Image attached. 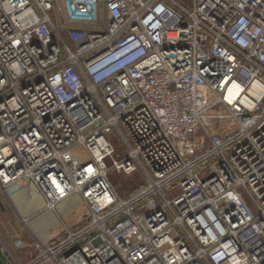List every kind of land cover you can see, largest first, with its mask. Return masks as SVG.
<instances>
[{"label":"built area","instance_id":"2783aa9c","mask_svg":"<svg viewBox=\"0 0 264 264\" xmlns=\"http://www.w3.org/2000/svg\"><path fill=\"white\" fill-rule=\"evenodd\" d=\"M24 187L88 215L13 264H264V0H0V189Z\"/></svg>","mask_w":264,"mask_h":264},{"label":"crops","instance_id":"0c3cea01","mask_svg":"<svg viewBox=\"0 0 264 264\" xmlns=\"http://www.w3.org/2000/svg\"><path fill=\"white\" fill-rule=\"evenodd\" d=\"M0 191L4 194L8 205L13 210L16 220L15 228L19 230V232L16 230L17 233H8L11 246L8 245L7 247H5L0 244L1 250L10 258L7 264L14 263V261L10 257L9 251L13 253L15 258L20 263H27L30 260L29 256H31V251L27 249H15L12 241L16 237H22L28 242L33 241L34 237H36L46 244H51L63 238L66 229L75 230L83 227L85 219L88 215V209L82 198L78 195L71 196L70 198L62 202L58 207V212L55 213L51 210H45L43 201L40 199L39 195L29 187H24L12 191L10 195L11 197L6 195L1 189ZM71 203L77 206L78 209L77 211H75L76 213L69 210V206ZM43 220L53 225V232H42L40 233V235L38 234V232L42 230V226L44 224ZM66 220L68 221V223H66ZM17 252L19 253V256H17Z\"/></svg>","mask_w":264,"mask_h":264},{"label":"rangeland","instance_id":"374dc122","mask_svg":"<svg viewBox=\"0 0 264 264\" xmlns=\"http://www.w3.org/2000/svg\"><path fill=\"white\" fill-rule=\"evenodd\" d=\"M51 16L53 17L52 13H51ZM101 18H102L101 23L96 24L91 27H87V28L90 30H97V31L104 30L106 27V24H105L106 22H105L104 17H101ZM112 139H116V137L113 136ZM127 155H128V151L126 149V146L116 141L115 159L121 160L127 157ZM67 161L73 162V163H76V162L86 163L89 161V158H88V154L85 152L83 148L77 147L70 152V154L67 157ZM109 179L113 187L118 192V194L125 198L130 197L138 190L143 189L147 184V180L144 177V172L140 166H137L136 172L132 173L131 175H127L125 173H119L115 170H111L109 174ZM243 197L244 199H246L245 196ZM77 209L78 208L75 204L73 203L70 204L69 210L71 212H75L77 211ZM15 222L16 220H15L13 210L8 205V202L6 201L4 194L0 191V244L1 245L5 247L8 245L11 246L10 237H8V233L13 234V233H17V231L19 232V230L15 228ZM43 223L44 224L42 226V230L38 232L39 235L42 232H47V233L53 232L54 227L52 224L44 220H43ZM66 223H68V221ZM30 225H29V228H30ZM14 229H15V232H14ZM16 238H22V237H16ZM14 240L12 241L13 244H14ZM27 250L31 251L30 252L31 256H29L30 260L28 261L30 262L32 258H35L37 251H34L30 248ZM16 254L17 256H19L18 252ZM0 258H1L2 264H7L10 260V258L1 250V248H0Z\"/></svg>","mask_w":264,"mask_h":264},{"label":"bare ground","instance_id":"6f19581e","mask_svg":"<svg viewBox=\"0 0 264 264\" xmlns=\"http://www.w3.org/2000/svg\"><path fill=\"white\" fill-rule=\"evenodd\" d=\"M258 93H259V86L258 85H256L255 87H254V89H253V94L254 95H258ZM58 190H60L61 191V189L59 188ZM62 192V191H61Z\"/></svg>","mask_w":264,"mask_h":264},{"label":"water","instance_id":"95a60500","mask_svg":"<svg viewBox=\"0 0 264 264\" xmlns=\"http://www.w3.org/2000/svg\"><path fill=\"white\" fill-rule=\"evenodd\" d=\"M0 264H2V262H1V258H0Z\"/></svg>","mask_w":264,"mask_h":264}]
</instances>
